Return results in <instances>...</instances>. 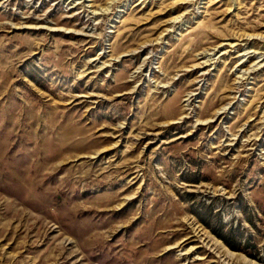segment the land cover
<instances>
[{"label":"rangeland","instance_id":"374dc122","mask_svg":"<svg viewBox=\"0 0 264 264\" xmlns=\"http://www.w3.org/2000/svg\"><path fill=\"white\" fill-rule=\"evenodd\" d=\"M192 227L264 264V0H0V264H224Z\"/></svg>","mask_w":264,"mask_h":264},{"label":"bare ground","instance_id":"6f19581e","mask_svg":"<svg viewBox=\"0 0 264 264\" xmlns=\"http://www.w3.org/2000/svg\"><path fill=\"white\" fill-rule=\"evenodd\" d=\"M94 14H96V13H94ZM94 16V15H93ZM192 229H193V235H195V236H197L198 237V239L202 242V241H204V236H203V238H202V233H201V229H199V228H193L192 227ZM202 244H204V245H206V247L209 249V250H211L212 252H214V253H216V251H217V256L220 258L221 256H222V254H220V250L222 249V251L224 250V252H226V258H227V261H225V263L224 264H231V262H230V260H232L233 259V257L235 256V255H233V253L232 252H230V251H228L226 248H224L222 245H220V247H219V250L218 249H216V246L215 245H213V244H211L210 243V245L207 243V241H204ZM169 248V247H168ZM195 248L194 247H192V248H189V249H184L185 251H183V252H180L179 254L180 255H182V256H184V255H190L192 252H193V250H194ZM226 249V250H225ZM224 255V254H223ZM197 259H199V258H195V259H193L192 261L194 262L195 260H197ZM243 259H244V262H245V264H257V263H254L253 261H251V260H248V259H246V258H244L243 257Z\"/></svg>","mask_w":264,"mask_h":264}]
</instances>
